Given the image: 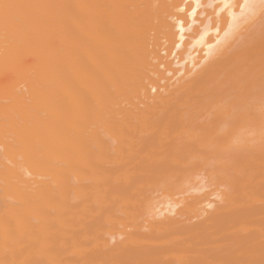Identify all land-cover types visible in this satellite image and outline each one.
<instances>
[{
    "label": "bare ground",
    "instance_id": "bare-ground-1",
    "mask_svg": "<svg viewBox=\"0 0 264 264\" xmlns=\"http://www.w3.org/2000/svg\"><path fill=\"white\" fill-rule=\"evenodd\" d=\"M261 14L0 0V264H264Z\"/></svg>",
    "mask_w": 264,
    "mask_h": 264
},
{
    "label": "rangeland",
    "instance_id": "rangeland-1",
    "mask_svg": "<svg viewBox=\"0 0 264 264\" xmlns=\"http://www.w3.org/2000/svg\"><path fill=\"white\" fill-rule=\"evenodd\" d=\"M263 15H264V14H261V15L259 16V20H260V17L263 16ZM257 20H258V19H257ZM257 20H256V21H257ZM257 22H258V21H257ZM256 24H257V23H256ZM206 190L209 191L208 188L205 189L204 191H206ZM211 198H212V197H211ZM212 199L214 200L215 198H212ZM112 243H113V241H112Z\"/></svg>",
    "mask_w": 264,
    "mask_h": 264
}]
</instances>
